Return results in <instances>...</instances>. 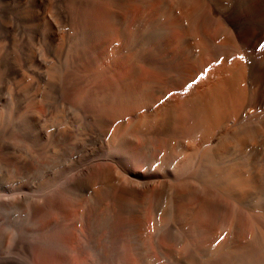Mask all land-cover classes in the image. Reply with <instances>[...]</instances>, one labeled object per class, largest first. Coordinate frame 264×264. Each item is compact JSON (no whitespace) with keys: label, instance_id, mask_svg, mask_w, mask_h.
<instances>
[{"label":"bare ground","instance_id":"1","mask_svg":"<svg viewBox=\"0 0 264 264\" xmlns=\"http://www.w3.org/2000/svg\"><path fill=\"white\" fill-rule=\"evenodd\" d=\"M0 24V166L72 171L43 264H264V0H0Z\"/></svg>","mask_w":264,"mask_h":264},{"label":"rangeland","instance_id":"2","mask_svg":"<svg viewBox=\"0 0 264 264\" xmlns=\"http://www.w3.org/2000/svg\"><path fill=\"white\" fill-rule=\"evenodd\" d=\"M4 34L0 24V37ZM58 168L44 165L16 172L0 166V264H43L44 255L51 254L53 247L46 245L45 240L54 229L47 227L36 209L53 192L55 174L64 175L62 180L71 177L70 169ZM57 252L55 255L53 250V258L58 257Z\"/></svg>","mask_w":264,"mask_h":264}]
</instances>
